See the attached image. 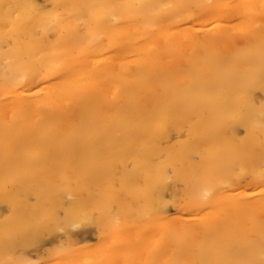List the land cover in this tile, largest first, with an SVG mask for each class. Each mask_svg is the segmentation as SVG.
Instances as JSON below:
<instances>
[{"label":"bare ground","instance_id":"bare-ground-1","mask_svg":"<svg viewBox=\"0 0 264 264\" xmlns=\"http://www.w3.org/2000/svg\"><path fill=\"white\" fill-rule=\"evenodd\" d=\"M256 91L264 0H0V258L88 218L43 264H264Z\"/></svg>","mask_w":264,"mask_h":264},{"label":"rangeland","instance_id":"rangeland-1","mask_svg":"<svg viewBox=\"0 0 264 264\" xmlns=\"http://www.w3.org/2000/svg\"><path fill=\"white\" fill-rule=\"evenodd\" d=\"M257 100L264 102V92L262 91H256ZM244 134V130L242 128H239L237 131V137H241ZM130 162H128L129 164ZM130 165V166H129ZM127 165L126 169H131V164ZM248 178L242 181L244 183ZM117 187V184L114 185ZM32 198V200H30ZM166 198H168V195L166 194ZM34 198L32 194L28 195V203L33 202ZM167 211L169 214L174 213V209L170 204L167 205ZM63 212L61 210L58 211V215L62 216ZM10 215L7 202L5 200L0 202V221H3ZM93 218L98 216V213L95 212V210L92 213ZM84 221V224H81L77 226L76 228H72L74 238L72 242H67L66 236L62 231L58 230L53 233V235H44L42 237V241L39 245H32V244H15L11 249L7 248L5 250L4 256H10L9 261L3 260V258H0V264H10L12 263V260H16L21 256L22 259L25 260L26 258L29 259L28 263L33 264H43L46 260H49L52 257L53 251L56 249H59V247H65L68 246L70 248H82L85 246H94L100 236L101 230L100 227H98L95 224V221L92 219H88ZM97 229V230H96ZM62 232V233H61ZM75 232V233H74ZM98 233V234H97ZM65 238V239H64ZM90 240V242H88ZM69 243V244H68ZM55 249V250H53ZM52 250V252H51ZM50 255V256H49ZM6 256V257H7ZM31 256V257H30ZM3 260V261H2ZM36 260V262H35ZM42 262V263H41Z\"/></svg>","mask_w":264,"mask_h":264}]
</instances>
